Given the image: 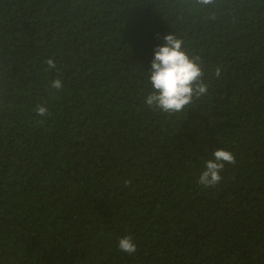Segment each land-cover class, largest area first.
<instances>
[{"label": "trees", "instance_id": "obj_1", "mask_svg": "<svg viewBox=\"0 0 264 264\" xmlns=\"http://www.w3.org/2000/svg\"><path fill=\"white\" fill-rule=\"evenodd\" d=\"M168 34L207 85L171 113ZM0 264H264V0H0Z\"/></svg>", "mask_w": 264, "mask_h": 264}, {"label": "clouds", "instance_id": "obj_2", "mask_svg": "<svg viewBox=\"0 0 264 264\" xmlns=\"http://www.w3.org/2000/svg\"><path fill=\"white\" fill-rule=\"evenodd\" d=\"M202 5H208L213 0H197ZM163 45L154 50L151 61L150 82L155 91L146 97V104L155 105L164 112H180L192 102L193 95L199 97L206 93L207 85L201 81L203 71L198 58H190L183 51V41L174 35L168 34L163 37ZM49 68H55L54 59L45 61ZM215 75L219 77L220 69H215ZM51 87L60 90L63 87L61 79H54ZM36 114L40 117L48 115V108L38 105ZM213 158L204 162V170L200 173L197 183L204 188H213L218 185L223 177L221 172L226 164L234 165L236 157L225 149H216L212 153ZM126 183H130L127 181ZM118 248L121 252L129 255L137 251V245L131 235H125L118 240Z\"/></svg>", "mask_w": 264, "mask_h": 264}]
</instances>
